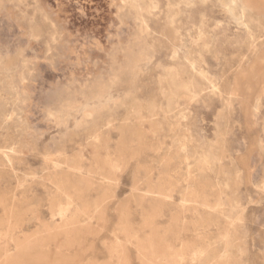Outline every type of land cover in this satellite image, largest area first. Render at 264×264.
<instances>
[{
	"label": "rangeland",
	"instance_id": "obj_1",
	"mask_svg": "<svg viewBox=\"0 0 264 264\" xmlns=\"http://www.w3.org/2000/svg\"><path fill=\"white\" fill-rule=\"evenodd\" d=\"M0 264H264V0H0Z\"/></svg>",
	"mask_w": 264,
	"mask_h": 264
},
{
	"label": "bare ground",
	"instance_id": "obj_2",
	"mask_svg": "<svg viewBox=\"0 0 264 264\" xmlns=\"http://www.w3.org/2000/svg\"><path fill=\"white\" fill-rule=\"evenodd\" d=\"M179 75V74H178ZM177 79V78H176ZM178 80V79H177ZM179 81H182V80H179ZM171 89V88H170ZM169 89V90H170ZM188 89V88H187ZM169 90H168V92H169ZM172 90V89H171ZM189 90H191L190 88H189ZM166 94V93H165ZM167 96H168V94H166ZM171 105V104H170ZM6 158V157H5ZM208 168V167H207Z\"/></svg>",
	"mask_w": 264,
	"mask_h": 264
}]
</instances>
